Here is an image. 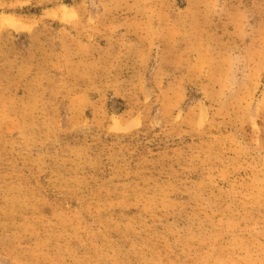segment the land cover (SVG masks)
<instances>
[{
	"label": "rangeland",
	"instance_id": "1",
	"mask_svg": "<svg viewBox=\"0 0 264 264\" xmlns=\"http://www.w3.org/2000/svg\"><path fill=\"white\" fill-rule=\"evenodd\" d=\"M0 264H264V0H0Z\"/></svg>",
	"mask_w": 264,
	"mask_h": 264
}]
</instances>
